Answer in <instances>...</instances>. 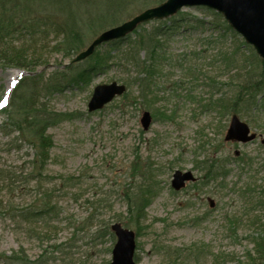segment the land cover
<instances>
[{"label":"rangeland","instance_id":"obj_1","mask_svg":"<svg viewBox=\"0 0 264 264\" xmlns=\"http://www.w3.org/2000/svg\"><path fill=\"white\" fill-rule=\"evenodd\" d=\"M172 17L189 20L192 26L207 21L220 27L217 33L208 24L189 28L165 42L167 59L157 74L160 100L152 111L132 100L123 101L122 96L100 111H88L96 85L124 83L128 77L118 61L127 57L129 48L124 45L116 53L104 44L98 51L105 53L99 60L107 61L106 67L89 83L42 96L53 110L70 118L49 129L54 144L41 176L33 168L30 145L17 139L16 132L8 129L6 134L0 128V167L9 174L1 195L6 209L0 214V254H14V264L17 254L37 264H110L116 237L103 229L119 221L136 233L137 264H264V254H258V248L264 247V110L238 113L258 134L245 144L224 140L231 110L212 105L203 111V103L211 96L213 103L219 98L234 100L236 87L229 89L221 82H229L238 73L237 82L244 72L243 67L225 72L222 51L232 59L236 53L240 60L248 57L246 67L257 72H264V61L248 56L252 46L238 33L221 36L227 21L215 10L184 7L166 19ZM155 26L150 21L144 28ZM96 36L88 33L86 45ZM210 37L222 39L208 43ZM33 48L39 46L30 45L29 54ZM90 57L78 63L87 66L95 60ZM140 57H145L143 51ZM70 62L54 51L49 52L47 64L33 72L0 64V97L5 100L15 70L23 72L17 84L29 74L51 78ZM189 67L199 79L188 75ZM203 74L216 76L220 83L213 95ZM190 92L196 100L187 98ZM10 98L0 102V109ZM158 108H166L175 117L158 119L143 129V111L153 113ZM3 121L8 118L0 113V124ZM207 159L214 161L216 175L224 177L211 178L197 167ZM176 170H190L197 180L176 191L171 185ZM29 173L36 179L26 177ZM137 195L147 204L140 221L127 211L128 201ZM46 204L51 211L41 217L40 224L23 219L22 213Z\"/></svg>","mask_w":264,"mask_h":264},{"label":"trees","instance_id":"obj_2","mask_svg":"<svg viewBox=\"0 0 264 264\" xmlns=\"http://www.w3.org/2000/svg\"><path fill=\"white\" fill-rule=\"evenodd\" d=\"M163 1L0 0V64H7L33 72L38 66L47 64L49 52L57 51L62 53L64 57L71 59V62L65 66L66 70L56 72L51 78L46 79L39 75L22 78L14 88L8 105L0 110V113L8 118V121H3L0 124V128L6 134L8 129L9 133L16 132L18 134L17 139L27 142L34 150L33 168H36L38 176L44 173L47 161L51 157L54 143L48 132L49 129L66 118H70L66 113L53 110L49 101L44 100L42 96L60 92L68 86L87 84L98 71L106 67L104 64L107 61H102L104 64H101L100 61L105 53L100 54L98 48L90 57L95 58L94 62L89 65L81 66L80 63L72 61L74 56L86 48L85 39L88 33H90V37L96 36L101 30L133 16L137 11H142L147 6H153ZM154 22L156 26L152 29L146 30L144 28L145 24H142L125 39L106 44V49L113 52L116 50V53L121 51L124 45L129 48L127 57L118 59V64L123 65L124 70L128 72V77L123 80L128 88L122 96L123 101L132 100L151 111V108L160 100V93L157 89V74L159 71H163V61L167 59L164 52L165 42L173 39V36L177 33L187 31L189 28L194 30L199 26L202 27L203 25L204 27L205 24H208L207 28L217 33L219 31L217 28L220 27L219 23L207 21H200L199 26L198 24L192 26L191 21L176 17L168 20H155ZM227 33L236 36V32L232 30L228 23L222 28L221 36ZM217 39L218 37H210L208 43H214ZM220 39L222 38L220 37L218 40ZM32 44L38 45L39 48H33L32 54H29V47ZM238 47L240 48V46ZM248 50V56L257 58L260 62L261 59L254 49L249 47ZM142 51L145 55L144 58L140 57ZM222 53L223 51L220 56L224 61L225 72L230 71L232 73L234 68L239 70L243 67L244 69V72L239 73L237 82L236 76L238 73L233 74L229 82H221L222 86L229 89H234L235 86L236 97L234 100L219 98L213 103L211 96L208 102L203 103V111L210 110L212 105H215L218 109L222 107L225 112L231 110L232 114L240 113L243 115V113H246L245 110L263 111L264 72H257L255 68L246 67L250 61L248 57L240 60L236 53V59L234 57L232 59L229 54ZM186 71L194 79H199V76L194 75L195 71L192 67H189ZM203 75L204 79L209 82L208 87L211 88V94L213 95L218 88L220 89V83L217 81L216 76ZM177 85H180V82ZM187 98L196 100V96L192 92L187 95ZM202 101L200 100L201 104ZM166 111V108L154 110L152 113L154 121L158 119L165 121L175 117L174 115L171 117ZM206 162H209V164L205 166ZM197 167H202L204 173L211 178L224 177L221 174L216 175L217 171H215L216 166L213 160L202 161ZM8 175L0 167V214L6 209V206H4L5 199L1 195L4 191V181ZM26 177L31 178V180L36 179L33 173L26 174ZM49 195L50 193H48ZM143 199V197L137 195L134 200L128 201L127 211L138 221L145 218L144 213L147 204L145 203L146 200ZM50 211V206L46 204L39 210H27L21 215L23 219L31 220L32 224H40L43 221L41 217L43 215L48 216ZM38 216L40 217L36 218ZM111 225V223H108L103 230L104 234L107 233L114 237ZM100 230L102 229L99 228L97 232H101ZM258 254H264V247L258 248ZM17 255L19 256L17 264H37L32 260L30 262V259L28 260L23 255ZM14 259V254H0V264H14Z\"/></svg>","mask_w":264,"mask_h":264},{"label":"water","instance_id":"obj_3","mask_svg":"<svg viewBox=\"0 0 264 264\" xmlns=\"http://www.w3.org/2000/svg\"><path fill=\"white\" fill-rule=\"evenodd\" d=\"M195 6H205L221 13L230 26L245 38V41L251 44L264 60V0H165L156 6L141 11L117 26L104 30L73 61L86 59L104 43L127 37L140 24L156 19H165L177 14L184 7ZM126 90V85L117 81L96 85L88 103L89 112L104 108L116 97L124 94ZM141 123L145 130L149 129L152 123V116L149 111L143 113ZM255 138L256 133H251L250 126L242 121L238 115H233L225 134V140L247 143ZM194 180L192 171L176 170L173 175L172 186L176 190H180L186 186L188 181ZM212 203L211 201V205ZM112 230L116 235V243L112 250L111 264H136L134 258L136 251L135 232L125 228L120 223H114Z\"/></svg>","mask_w":264,"mask_h":264},{"label":"bare ground","instance_id":"obj_4","mask_svg":"<svg viewBox=\"0 0 264 264\" xmlns=\"http://www.w3.org/2000/svg\"><path fill=\"white\" fill-rule=\"evenodd\" d=\"M22 74H23L22 71L15 70L13 72V74L11 75L10 84L8 85V89H7L5 100L9 99L14 85L16 84L17 80L21 77Z\"/></svg>","mask_w":264,"mask_h":264}]
</instances>
